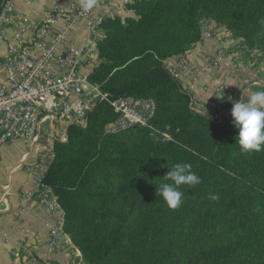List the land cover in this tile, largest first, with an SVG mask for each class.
I'll return each mask as SVG.
<instances>
[{"label":"trees","instance_id":"16d2710c","mask_svg":"<svg viewBox=\"0 0 264 264\" xmlns=\"http://www.w3.org/2000/svg\"><path fill=\"white\" fill-rule=\"evenodd\" d=\"M6 0H0V12ZM109 16L89 73L111 98L152 99L150 126L106 132L118 119L100 101L84 124L55 139L43 176L64 209V229L86 264H264V148L242 152L232 115L196 112L191 93L165 66L214 20L264 54V0H136ZM165 133L170 138L165 137ZM175 163L201 183L167 206L156 188ZM218 194L219 200L209 199Z\"/></svg>","mask_w":264,"mask_h":264},{"label":"built area","instance_id":"2783aa9c","mask_svg":"<svg viewBox=\"0 0 264 264\" xmlns=\"http://www.w3.org/2000/svg\"><path fill=\"white\" fill-rule=\"evenodd\" d=\"M15 1L6 0L0 12V40L6 43V53L0 55V161L3 147L11 141L28 145V159L36 154L29 165L35 187L26 193L25 200L37 197L51 213L60 214L50 226V246L64 247L63 240L68 236L64 229L65 212L54 189L43 180L54 157L55 139L66 140L68 126L76 122L84 124L87 114L100 101L109 103L119 115L107 125L108 133L133 126H150L155 103L152 99L134 96L111 98L100 84L92 83L89 74L82 71L91 51L81 53L68 41L69 33L81 18L91 16L110 0H92L90 8L83 7L84 0L67 5L54 4L32 25L27 19L21 22L15 17ZM106 18L98 20L102 22ZM206 34L207 20L202 24L201 40ZM197 43L184 54L165 61V66L182 83L187 75L197 80L207 68L198 66L193 60ZM242 49L249 50L254 57L260 55L258 50L245 44ZM228 61V51L221 47L217 54L209 57L208 67H219ZM220 88L223 100L228 101L226 108L206 114L192 98L193 109L215 120L231 115L233 104L229 97L245 100V90L225 82ZM165 137L170 138V135L165 133ZM23 208L28 212L27 205Z\"/></svg>","mask_w":264,"mask_h":264},{"label":"crops","instance_id":"0c3cea01","mask_svg":"<svg viewBox=\"0 0 264 264\" xmlns=\"http://www.w3.org/2000/svg\"><path fill=\"white\" fill-rule=\"evenodd\" d=\"M74 1L82 0H16L14 15L19 21L24 22L27 19L28 24L32 25L52 5H67ZM134 1L136 0H110L106 6L100 7L89 17L81 18L75 24L69 33V43L81 53L91 51V57L82 66L84 73L89 74L99 63L97 42L102 38L104 30L98 19L131 15L133 12L127 5ZM243 44L241 38H234L224 26L214 20H207V34L196 44L193 54L195 64L207 68L197 80L194 81L187 75L182 83L206 114L228 106V101L217 97L222 96V82L244 89L245 100L257 90L264 89V54L254 57L252 52L242 49ZM221 47L227 49L229 61L219 67H208L209 57L217 54ZM5 53L6 43L0 40V55ZM209 95L212 96L206 100L205 97ZM27 151L28 145L22 141L8 142L2 149L0 264H86L81 251L69 235L63 240L64 247L50 246V226L57 221L60 214L51 213L38 202L37 197L25 200L26 193L33 191L35 187L29 165L36 159V154L28 159ZM26 205L28 212L23 210Z\"/></svg>","mask_w":264,"mask_h":264},{"label":"clouds","instance_id":"9594fccd","mask_svg":"<svg viewBox=\"0 0 264 264\" xmlns=\"http://www.w3.org/2000/svg\"><path fill=\"white\" fill-rule=\"evenodd\" d=\"M92 0H84L83 7L90 8ZM264 22V21H262ZM209 95L205 97L207 100ZM223 99V96H217ZM233 104L231 115L233 124L238 129L235 137V143L239 145L242 152H259L264 148V89L257 90L247 100H235L229 97ZM168 167L170 170L163 177L166 182L157 185L156 194L163 198L167 206L171 209H177L183 203L184 192L181 186H195L201 183V178L192 171L191 164L175 163ZM209 199L219 200L218 194H209Z\"/></svg>","mask_w":264,"mask_h":264}]
</instances>
